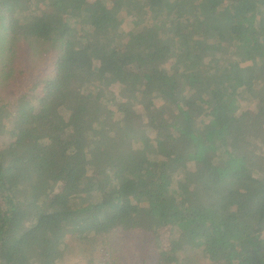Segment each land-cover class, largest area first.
<instances>
[{"label":"trees","instance_id":"trees-1","mask_svg":"<svg viewBox=\"0 0 264 264\" xmlns=\"http://www.w3.org/2000/svg\"><path fill=\"white\" fill-rule=\"evenodd\" d=\"M0 74V264H264V0H0Z\"/></svg>","mask_w":264,"mask_h":264},{"label":"rangeland","instance_id":"rangeland-1","mask_svg":"<svg viewBox=\"0 0 264 264\" xmlns=\"http://www.w3.org/2000/svg\"><path fill=\"white\" fill-rule=\"evenodd\" d=\"M139 22L140 21L127 19L125 20L123 26L129 30L131 27L137 26ZM38 58V55L31 56V59H33L32 63H34L35 66L38 65V67L41 68L43 65V60L41 58ZM237 68H241V66L238 65ZM85 107L86 106H83V109ZM142 137L144 141H147L149 139L148 134H145ZM183 141L185 144H189V140L187 138H183ZM160 233L162 237L160 236ZM167 233L168 228L161 229L158 234L159 240H155L156 238L152 234L145 232H138L136 234H131V236L129 237L125 236L123 238L119 235L117 238H119L120 240H116H119L120 244L117 243L116 247H118L119 244V247L127 248V252L129 254L128 260H126L127 264H155L157 262L158 255L157 248L162 249V247L168 246L165 241L168 238H164Z\"/></svg>","mask_w":264,"mask_h":264}]
</instances>
